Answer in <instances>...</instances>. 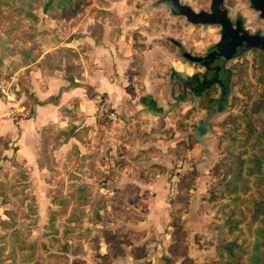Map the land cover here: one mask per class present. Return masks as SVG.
Returning <instances> with one entry per match:
<instances>
[{"label": "rangeland", "instance_id": "obj_1", "mask_svg": "<svg viewBox=\"0 0 264 264\" xmlns=\"http://www.w3.org/2000/svg\"><path fill=\"white\" fill-rule=\"evenodd\" d=\"M77 1L76 6L75 0L63 5L57 0L48 5L47 0H0V217L9 223L0 226V264H165L162 255L169 256L171 246L169 213L183 209V204L168 205L156 222L145 220L148 203L143 199L151 194L146 190L142 197L138 188L137 198L131 196L129 191L135 185L128 180L144 178L145 171L160 176L161 188L171 199L178 174L191 169L195 176L188 204L180 215L186 252L182 251L184 258L175 257L173 264H206L219 253L225 259L223 247L230 243L235 245L233 251L242 255L241 260H247L257 225L252 212L263 191L257 177L248 175V168L254 166L251 160L264 149V136H257L264 127V53L249 51L228 63L232 69L231 90L219 112L201 107L200 99L188 92L183 99L178 98L176 88L170 85L173 72L190 73L200 67L183 58L182 51L201 53L207 44L218 40L219 26L215 24L192 25L167 8L153 6V0H125L122 11L127 15L126 25L131 26L133 19L141 16L135 29L125 27L129 42L124 56L129 59V68L123 69L120 84L126 97L114 108L105 94H99L98 113L91 124L86 125L81 114L72 112L71 120L79 122L74 136L65 138L57 124L47 125L34 141L32 153L29 130L28 146L20 149L24 146L20 127L29 117L33 99L29 68L24 65L39 52L40 43L50 45L56 28L60 25L65 31L76 19H83L85 28L97 35L101 24L86 23L87 18L108 15L109 24L120 23L113 19L112 10L98 8L95 0ZM180 1L194 11L208 8V0ZM225 3L230 14L239 11L252 26V12L244 0ZM60 13L61 19L49 17ZM171 38L180 42L181 49ZM256 54L261 58L257 67ZM58 56L69 61L74 58L69 50H61ZM78 69L77 63L69 68L74 74H79ZM101 70L114 81L110 70ZM154 101L157 105L164 103L161 111L153 106ZM257 105L258 111L253 112ZM189 109L193 112H187ZM244 114L253 125L250 139L244 135ZM70 124L64 128L74 126ZM111 129L117 137L114 145ZM133 134L149 141L140 150L145 158L153 148L152 142L161 143L163 164L144 168L130 164L119 140ZM5 140L7 145L3 147ZM191 140L195 142L190 149L180 151L177 147L178 142L187 144ZM193 147L192 155L186 156ZM229 167L231 172L227 173ZM236 174L240 179L238 192L229 193L224 186ZM79 183L89 185L84 193L90 201L81 207L84 215L80 222L69 230L67 226L73 224L67 219L70 202L67 209L56 202L68 199ZM49 208L55 210L52 225H48ZM73 235H78L75 241L80 246L77 250L71 245L66 250L64 241L68 238L71 242Z\"/></svg>", "mask_w": 264, "mask_h": 264}, {"label": "crops", "instance_id": "obj_2", "mask_svg": "<svg viewBox=\"0 0 264 264\" xmlns=\"http://www.w3.org/2000/svg\"><path fill=\"white\" fill-rule=\"evenodd\" d=\"M95 2L99 5H97L98 8L113 11H111L113 19L120 22L118 26L116 23L113 25L108 23L109 21L106 20L108 15L103 18L91 16L90 20L88 18L85 20L86 23L96 21L101 24L102 28L98 35L85 28L86 24H82L83 19H76L65 31L59 25L56 28V36L53 35L54 41L47 46L39 42V52L29 58V63L24 65V67L29 68V93L37 101L30 103L29 117L20 127V140L24 143V146L20 148L21 150L28 146L26 134L29 130V154L35 148L34 141H37V136H40L41 130L47 125L57 124L61 130H66L64 127L71 125L70 122H72L75 127L74 131H77L76 125L79 122L71 120L72 112L81 114L86 125L91 124L97 116L96 113H98L96 97L99 94H105L108 102L114 108L124 99V96L126 97L124 88L120 84L125 74L123 69L129 68V59L124 56L128 54L129 35L126 28L130 26L124 22L127 15L122 11L126 2L125 0L116 2L113 0H95ZM119 6L121 7L119 8ZM137 18L133 19V23H131L130 27L133 29L138 25ZM61 50H69L75 59L69 61L58 56ZM126 50L127 52H125ZM72 63L79 65V74L70 72L69 68L72 67ZM98 66L100 68L95 70L94 67ZM105 68L115 76L113 77L114 81L105 77L101 70ZM114 72L117 74L115 75ZM155 103V101L152 103L153 106H156ZM74 105L75 107H73ZM65 108H72L73 110L66 112ZM114 112L117 110L114 109ZM111 131L112 145H114L117 137L114 136L113 129ZM119 142L123 147L122 150L126 152L127 160L136 168L163 164L159 154L162 152L161 143L152 142L153 148L146 152L147 158H145L143 157L144 153L140 150L145 149L149 145V141L140 140L133 134L131 137L122 136ZM194 150L195 147L188 151L186 156L189 157ZM148 174L145 171L144 178L131 177L128 181H133L140 193L148 190L151 194L148 199H143L144 201L147 200L148 203V212L144 219L153 223L168 209L169 199L165 195V189L163 190L161 183H159L160 176H151L150 174L148 176ZM186 214L188 215V212Z\"/></svg>", "mask_w": 264, "mask_h": 264}, {"label": "trees", "instance_id": "obj_3", "mask_svg": "<svg viewBox=\"0 0 264 264\" xmlns=\"http://www.w3.org/2000/svg\"><path fill=\"white\" fill-rule=\"evenodd\" d=\"M71 1L72 0H57V3L59 5L61 4L63 5L66 2L68 3ZM50 2H52V0H47L45 5L50 4ZM78 4L79 2L78 1L76 2L75 0V5L77 6ZM43 9L45 10L44 7ZM75 10H76V7L74 8V11ZM49 17L55 18V19H61L63 17V14L60 13L57 16L49 15ZM260 59H261L260 55L256 54L255 60H254L255 67L258 66ZM213 95H215L214 89L207 90L204 93V95H202L199 98L200 106L206 109L209 108V99L212 98ZM32 101L37 102L34 99ZM73 107H75V105ZM258 109H259V106L257 105V106H254V108H252V111L256 112L258 111ZM72 110H73L72 108L71 109L65 108L66 112H71ZM187 112H193V109H189L187 110ZM244 115L242 118L245 121L244 124L246 127L245 129L246 132H244L245 133L244 135L246 136L247 139H250L252 137L253 125L250 121V117H246V115L245 116ZM233 120L235 121V117L233 118ZM74 128H75L74 126L73 127L71 126V128L68 130H60V133H62L65 136V138L74 136V133H75ZM261 132L259 135H257L258 138H261L264 136V127L262 128ZM194 142L195 141L191 140L190 143L184 144V142L180 141L178 142L177 147L180 148V151H182V149L183 150L190 149ZM6 145H7V142L5 140L3 147H6ZM252 161H254V166L250 167L249 165L250 168H248L249 170L248 175L249 176L255 175L257 177L259 184H261L263 187L262 189L263 191L259 192L258 200L256 201L255 208L252 212L253 219L256 221L257 225L253 229L254 240L251 245L250 252L249 253L247 252V255H248L247 260H241L242 255L239 253L238 254L235 253V251H233V248L235 245L233 243H230V244H225L223 247V251L226 252L227 258L221 259L222 254L219 253L218 258H215V259L210 258L206 261V264H264V176L262 175L264 172V149L259 157L251 160V164H252ZM239 167L240 166H238V170H240ZM226 172L230 173L231 168L230 167L226 168ZM194 176H195V171L193 169L186 170L182 174H178V177L175 183V187H176L175 195L173 198L169 199L170 206L176 203H182L183 209L176 208L174 210H170V213H169L171 217L168 222V225L172 228V230L169 232V236L171 239V246L168 248L169 256L162 255V259L164 260L165 264H173L175 261V257L177 256H180L183 258L185 257L184 253L182 252L183 250L186 252V243L184 241L185 231L183 230V223L180 218V215H181L182 210H185L188 204V192L192 187L191 181ZM237 177H238V174L234 175L231 179L226 181V184L224 187L227 189L229 193L238 192L237 182L240 179ZM79 184L80 185L78 186V188L71 190L69 194L70 196L68 199L59 200L58 202H56V204H58V207H61L63 209H67V206L70 202V211H69L67 219L70 223H73V224H71L70 226H67L69 230L75 225V223L80 222L81 218L84 215V213H82L83 209L81 207L84 206L86 203H88V201H90L89 196L84 193V189L87 188L89 185L85 183H79ZM137 190H138V187L134 186L132 191H129V194L137 198L135 194ZM142 197H144V192L142 193ZM54 211L55 210H52L50 208L48 209V212H47L49 214L48 215V222H49L48 225H52V223L55 220ZM4 213L9 214L10 212L4 211ZM95 215L97 218H99L97 212H95ZM0 226L7 227L9 226V223L7 220H4L0 217ZM77 236L78 235H73L70 237L72 243L67 242L68 238L65 239L64 245H65L66 250L69 249L71 245H73L75 249L78 250L80 245L78 244V242L75 241ZM30 245L31 244L29 243V246ZM136 247H139V246H136ZM75 249L72 251L76 252ZM183 261L184 260H182V263Z\"/></svg>", "mask_w": 264, "mask_h": 264}, {"label": "flooded vegetation", "instance_id": "obj_4", "mask_svg": "<svg viewBox=\"0 0 264 264\" xmlns=\"http://www.w3.org/2000/svg\"><path fill=\"white\" fill-rule=\"evenodd\" d=\"M244 4L245 7L252 12V18L250 19L252 26L247 24L249 20L245 19L239 11H236L234 14H230L229 7L226 5L225 0L223 1L231 28L236 29L237 27H240L249 34L259 35L264 41V17L255 9V7L259 6L264 7V4L261 0H244ZM209 10L210 0H208V8L206 10L199 9L196 10V12L203 13ZM220 31L221 28L219 26L218 40L207 44L201 53H190L193 56L202 58L201 62L191 61L192 63H196L200 66L196 71H192L190 73L176 71L172 73L170 78V85L176 88L177 97L180 99H183L187 92L192 97L198 99L204 95L207 90L214 89L215 95L209 99L208 111L215 110L216 112H219L222 108H224L231 90L232 69L228 66V63L234 58L249 51H259L264 53V49L248 48L245 46V43L242 42L237 50L226 57L225 53L230 47V44L224 43L222 46L216 47V43L219 41L221 35ZM178 48L181 49L180 44L178 45ZM166 97H169V94ZM163 107L164 103H161L156 106V109L161 111Z\"/></svg>", "mask_w": 264, "mask_h": 264}, {"label": "water", "instance_id": "obj_5", "mask_svg": "<svg viewBox=\"0 0 264 264\" xmlns=\"http://www.w3.org/2000/svg\"><path fill=\"white\" fill-rule=\"evenodd\" d=\"M224 0H210V10L207 12H196L189 4L182 3L180 0H153L151 3L153 6H161L167 8L171 14L175 16H182L190 24H217L221 28V35L219 41L216 43V47L222 46L224 43L230 44L226 57L231 55L237 50L242 42L248 48H261L264 49V41L259 35L249 34L245 30L237 27L236 29L231 28L227 11L223 5ZM264 4V0H261ZM257 11L264 17V7H255ZM173 44L179 45L180 42L171 38L169 39ZM182 57L192 62H201L202 58L193 56L188 51H182Z\"/></svg>", "mask_w": 264, "mask_h": 264}]
</instances>
